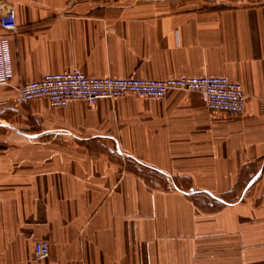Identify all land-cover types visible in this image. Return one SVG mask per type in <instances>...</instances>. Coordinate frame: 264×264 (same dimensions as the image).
Segmentation results:
<instances>
[{"label":"crops","instance_id":"obj_1","mask_svg":"<svg viewBox=\"0 0 264 264\" xmlns=\"http://www.w3.org/2000/svg\"><path fill=\"white\" fill-rule=\"evenodd\" d=\"M18 29L0 85V264H264V1L0 0ZM225 76L242 116L198 92L51 107L17 87ZM47 241L39 256L34 243Z\"/></svg>","mask_w":264,"mask_h":264},{"label":"built area","instance_id":"obj_2","mask_svg":"<svg viewBox=\"0 0 264 264\" xmlns=\"http://www.w3.org/2000/svg\"><path fill=\"white\" fill-rule=\"evenodd\" d=\"M0 27L7 32L17 31V18L13 9L0 14ZM13 76L11 43L8 37H3L0 38V85L9 84ZM172 91L198 92L210 111L236 117L244 114L248 99L243 85L225 76H181L167 79L92 77L76 67L23 83L17 87V96L21 101L45 98L51 107H65L73 100L95 104L103 98L117 99L127 95L141 99H163ZM33 248L39 256H46L50 251L47 241H37Z\"/></svg>","mask_w":264,"mask_h":264}]
</instances>
